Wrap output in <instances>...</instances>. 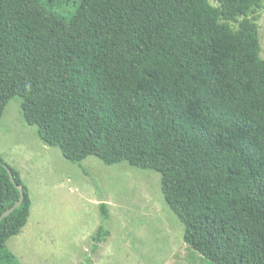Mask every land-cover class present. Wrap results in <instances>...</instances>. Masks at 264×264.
I'll use <instances>...</instances> for the list:
<instances>
[{
	"label": "trees",
	"instance_id": "obj_1",
	"mask_svg": "<svg viewBox=\"0 0 264 264\" xmlns=\"http://www.w3.org/2000/svg\"><path fill=\"white\" fill-rule=\"evenodd\" d=\"M263 1L0 0V121L17 96L68 160L160 172L187 245L210 264H264ZM22 193L0 264H22L6 244L31 208L0 157V216ZM99 212L93 254L111 235Z\"/></svg>",
	"mask_w": 264,
	"mask_h": 264
},
{
	"label": "rangeland",
	"instance_id": "obj_2",
	"mask_svg": "<svg viewBox=\"0 0 264 264\" xmlns=\"http://www.w3.org/2000/svg\"><path fill=\"white\" fill-rule=\"evenodd\" d=\"M259 14L264 58V1ZM20 102L12 98L3 112L0 157L19 171L30 193L28 221L6 244L22 264H210L184 241L160 172L126 161L107 165L94 155L72 162L25 122ZM102 202L110 212L111 235L93 254L91 236L102 221Z\"/></svg>",
	"mask_w": 264,
	"mask_h": 264
},
{
	"label": "water",
	"instance_id": "obj_3",
	"mask_svg": "<svg viewBox=\"0 0 264 264\" xmlns=\"http://www.w3.org/2000/svg\"><path fill=\"white\" fill-rule=\"evenodd\" d=\"M8 172L10 174V177L12 179V181H14V175L13 173L11 172L10 169H8ZM23 199H24V195L23 193L21 194L19 200L11 207L9 208L8 210H6L1 216H0V221L4 218V217H7L9 214H11L15 208H17L18 206L21 205V203L23 202Z\"/></svg>",
	"mask_w": 264,
	"mask_h": 264
}]
</instances>
